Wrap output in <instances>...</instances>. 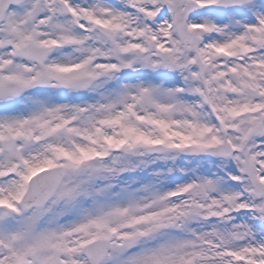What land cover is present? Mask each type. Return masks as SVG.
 <instances>
[{
  "label": "snow or ice",
  "instance_id": "1",
  "mask_svg": "<svg viewBox=\"0 0 264 264\" xmlns=\"http://www.w3.org/2000/svg\"><path fill=\"white\" fill-rule=\"evenodd\" d=\"M0 264H264V0H0Z\"/></svg>",
  "mask_w": 264,
  "mask_h": 264
}]
</instances>
